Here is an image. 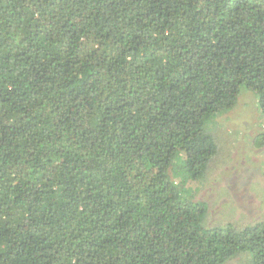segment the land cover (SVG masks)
<instances>
[{
	"label": "trees",
	"instance_id": "obj_1",
	"mask_svg": "<svg viewBox=\"0 0 264 264\" xmlns=\"http://www.w3.org/2000/svg\"><path fill=\"white\" fill-rule=\"evenodd\" d=\"M242 88L264 0H0V264H264L187 185Z\"/></svg>",
	"mask_w": 264,
	"mask_h": 264
},
{
	"label": "rangeland",
	"instance_id": "obj_2",
	"mask_svg": "<svg viewBox=\"0 0 264 264\" xmlns=\"http://www.w3.org/2000/svg\"><path fill=\"white\" fill-rule=\"evenodd\" d=\"M212 126L223 151L212 159L205 179L187 184L194 200L208 203L205 223L241 229L264 220V118L256 94L242 88L236 106L217 115ZM248 260L240 254L225 264Z\"/></svg>",
	"mask_w": 264,
	"mask_h": 264
},
{
	"label": "clouds",
	"instance_id": "obj_3",
	"mask_svg": "<svg viewBox=\"0 0 264 264\" xmlns=\"http://www.w3.org/2000/svg\"><path fill=\"white\" fill-rule=\"evenodd\" d=\"M257 105H258V98H257Z\"/></svg>",
	"mask_w": 264,
	"mask_h": 264
}]
</instances>
